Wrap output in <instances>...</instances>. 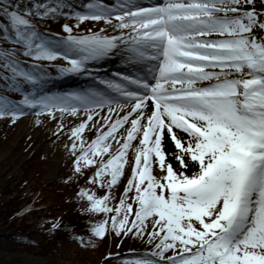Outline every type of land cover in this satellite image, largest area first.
I'll return each mask as SVG.
<instances>
[{"label": "snow or ice", "instance_id": "obj_1", "mask_svg": "<svg viewBox=\"0 0 264 264\" xmlns=\"http://www.w3.org/2000/svg\"><path fill=\"white\" fill-rule=\"evenodd\" d=\"M0 13L7 21L0 40L20 45L34 60L65 59V73L88 72V62L117 54L145 73L101 81L120 99L26 94L12 103L0 96V118L13 123L23 107L50 116H78L83 108L86 119L69 139L75 171L96 168L89 183L111 189L133 151L131 178L115 207L109 195L78 193L90 211L114 213L93 225L92 235L111 230L158 240L153 258L133 264H264V37L255 34L264 31V9L257 11L255 0H88L82 9L70 0H0ZM60 16L77 23L64 24L67 36L53 44L33 21ZM86 21H103L118 34L73 35ZM0 68L13 88L18 78L36 82L21 70L15 49L0 50ZM105 105L107 114L96 121L95 109ZM93 127L95 137L86 142L83 134ZM166 140L178 167L169 162ZM150 218L153 230L146 232Z\"/></svg>", "mask_w": 264, "mask_h": 264}, {"label": "trees", "instance_id": "obj_2", "mask_svg": "<svg viewBox=\"0 0 264 264\" xmlns=\"http://www.w3.org/2000/svg\"><path fill=\"white\" fill-rule=\"evenodd\" d=\"M23 3L29 4V0H23ZM2 17L3 13H0V26L7 23ZM70 19L60 16L33 22L36 23L38 30L50 39L51 35L43 29H56ZM4 49H15L21 70L31 72L37 78L35 83H28L23 78H18V83L13 88L10 86L11 82L6 80L10 73L0 68V96L13 102L37 84L46 69L43 64L47 60H34L23 55L24 49L20 45L0 40V50ZM6 123L7 116L0 118V144L8 141L2 135L3 126ZM34 152L33 146H29L27 157L22 159L18 166L21 174L19 172L9 174L8 170H2L0 167V264H23L29 255L42 256L46 259V264H68L63 252L71 244L82 248L86 254L95 250L100 251L101 258L96 264H106V262L133 264L135 260L142 259L141 250H149L150 253L155 251L158 240L150 243L147 235L139 236L129 233L117 236L111 230L107 231L103 238L92 235V226L97 224L98 220L102 221L105 217H109L111 213L109 215L94 214L89 210V201L80 195L57 208L47 204L43 197V189L47 184L40 181L42 173L39 170L37 174L29 176L28 171L32 166L30 160L34 158ZM82 177L83 175L76 177L74 173H71L68 179L71 183L78 184ZM82 189L90 194L94 193L97 198L105 196L96 185L92 187L79 185V193ZM64 191L63 189L61 193ZM150 223V220L146 222V232L153 230L150 228L152 227ZM53 225L57 227L54 228ZM114 247L115 251H111ZM112 252H116L115 256H105Z\"/></svg>", "mask_w": 264, "mask_h": 264}, {"label": "rangeland", "instance_id": "obj_3", "mask_svg": "<svg viewBox=\"0 0 264 264\" xmlns=\"http://www.w3.org/2000/svg\"><path fill=\"white\" fill-rule=\"evenodd\" d=\"M70 2L82 9L83 5L87 3L88 0H70ZM255 6L257 11L264 9V0H255ZM76 23V20L71 18L66 24L75 25ZM101 29L104 30L101 34H118L113 27L106 25L103 21H86L80 24L79 27H74L73 33L87 35L90 31L95 33L100 32ZM55 30L56 31H51L52 34H50V39L52 40L53 44L67 36V33L63 31V25L56 28ZM255 34L258 38L264 37V31L258 30ZM119 55L120 54H117L116 56ZM123 61L128 62L126 56L119 57V61L112 64H118L120 66ZM45 65L46 69L42 73V76L36 85V89L27 93V95H66L67 89L64 86L62 88H57L55 85L58 80H61L67 76V73L62 71L63 68L69 66L67 61L65 59L58 58ZM80 75H83V73ZM22 98L23 97H21L17 102L12 103H19ZM23 112L24 115L20 116V118L17 119L15 123H13L11 119L7 117V123L3 126L2 135L8 139V141L4 144H0V167L2 170H8L9 174H12L13 172H19V174H21V170L18 169V166L22 162L21 160H24L27 157L29 146H33V150L35 151L33 155L34 158L30 160V164H32V166L28 172L30 177H32L33 174H37L39 170L40 173H42L40 181H42L44 184H47L43 189V197L45 198L47 204L54 205L56 208L62 204H67L71 198L78 196L79 185L81 187H92L93 185L98 186V190L100 192H104L105 195L110 196L108 201L109 207L119 203L121 197L124 195L127 182L131 178L132 171L130 176L123 184L119 183L118 181V183L111 189L108 187H101L95 183H89L90 177H92L96 171L95 167H83L80 173L75 171V156L70 151L71 141L69 136L71 129L86 119L85 113L81 116V118H79V120L69 119V122L64 123V121L69 118V116H66V113L61 114L57 111L52 116H50L46 112H41L39 107H23ZM37 113L40 114L37 115ZM37 121L40 123L38 124ZM61 124L64 126L63 131H58ZM94 130V127L91 128V130H85L83 136L86 142L95 137ZM60 143L67 145L68 153L66 155L64 154L62 161L59 163L58 154ZM78 154L79 153L77 152V155ZM107 158L108 157L106 155L105 159ZM71 173H74L76 177L83 175L78 184H73L70 182L71 180L68 179V176ZM154 175H156L157 178H160L162 175H164V173H162L157 167L154 168ZM63 189L65 191L64 193H61ZM134 195V190L128 193V202H132L130 198ZM98 198H101V196ZM135 208L136 205L133 204V209L135 210ZM94 214L96 213L94 212ZM109 214L110 213H108V215ZM111 215H113V213H111L110 216ZM96 219L98 220V218ZM105 219H108V217H105L103 220ZM130 219L134 218L130 217ZM149 220L151 221L150 226H152L153 218H150ZM98 222L100 221L98 220ZM196 226L199 227L198 224ZM112 249L113 250L111 251H115V247ZM63 253V256L68 261V264H96L101 258L100 251L95 250L91 251L89 254H86L82 248L75 244H71V246L66 247ZM141 253L143 254V256H141L142 259L153 258L150 256L148 251H141ZM167 255H172L171 251H169ZM23 264H46V259L40 255H29ZM106 264L113 263L106 262Z\"/></svg>", "mask_w": 264, "mask_h": 264}, {"label": "bare ground", "instance_id": "obj_4", "mask_svg": "<svg viewBox=\"0 0 264 264\" xmlns=\"http://www.w3.org/2000/svg\"><path fill=\"white\" fill-rule=\"evenodd\" d=\"M129 66H132L131 65V63L129 64ZM138 67H141V66H137V67H135V69H137ZM103 71V70H102ZM101 74V73H100ZM70 79H71V77H67V78H65V79H62V80H59V81H57L56 82V86L57 87H62V86H64L65 85V83H68V82H70ZM77 107H80V105L78 104L77 105ZM95 111H97V112H99L100 113V115L99 116H96V117H94V119L96 120V121H99V119H100V117H102V116H104V115H106L107 114V108L106 107H104L102 110H99L98 108H96L95 109ZM85 112H84V110H83V108H81L80 109V112H79V114H78V116H71V115H66V116H69V118H67L65 121H64V123H67V122H69L68 120L70 119H72V120H79V118H81V116L84 114ZM95 134H96V131L94 130V136H95ZM138 144V140L137 141H134L133 142V146L135 147V145H137ZM116 147V145L114 144L113 145V148H115ZM165 149H166V152L168 153V158H169V162H171V163H173V165H174V167H178V165L176 164V162H175V160H173L172 159V157H171V153L173 152V151H175V149H174V145L172 144V142L170 141V140H166L165 141ZM68 153V147H67V145L66 144H63V143H60L59 144V156H58V161H59V163L62 161V159H63V157H64V154L66 155ZM133 155H134V153H133V151L132 150H130L129 151V163L125 166V169H124V174L120 177V179H119V183H121V184H123L125 181H126V179L130 176V174H131V171H132V159H133ZM197 170V168L196 167H190V170H189V175L192 173V172H194V171H196Z\"/></svg>", "mask_w": 264, "mask_h": 264}]
</instances>
